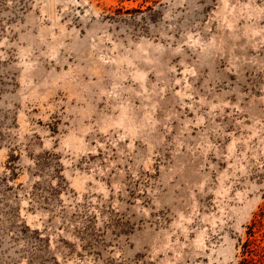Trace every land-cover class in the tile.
Instances as JSON below:
<instances>
[{
  "label": "rangeland",
  "instance_id": "374dc122",
  "mask_svg": "<svg viewBox=\"0 0 264 264\" xmlns=\"http://www.w3.org/2000/svg\"><path fill=\"white\" fill-rule=\"evenodd\" d=\"M262 209L264 0H0V264H237Z\"/></svg>",
  "mask_w": 264,
  "mask_h": 264
},
{
  "label": "trees",
  "instance_id": "16d2710c",
  "mask_svg": "<svg viewBox=\"0 0 264 264\" xmlns=\"http://www.w3.org/2000/svg\"><path fill=\"white\" fill-rule=\"evenodd\" d=\"M264 225V210L252 221L246 232L247 238L240 244L241 252L237 264H264V246L256 242L254 234Z\"/></svg>",
  "mask_w": 264,
  "mask_h": 264
}]
</instances>
